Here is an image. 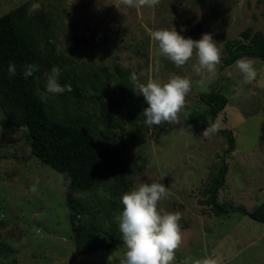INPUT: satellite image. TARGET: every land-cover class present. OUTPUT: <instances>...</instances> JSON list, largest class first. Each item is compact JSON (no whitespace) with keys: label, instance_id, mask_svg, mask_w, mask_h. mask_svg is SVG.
I'll return each instance as SVG.
<instances>
[{"label":"rangeland","instance_id":"obj_1","mask_svg":"<svg viewBox=\"0 0 264 264\" xmlns=\"http://www.w3.org/2000/svg\"><path fill=\"white\" fill-rule=\"evenodd\" d=\"M15 10L40 18L48 63L83 84L80 98L46 93L48 66L37 92L50 114L65 122L81 117L127 171L123 178L112 171L94 192H72L62 174L32 153L27 130L0 109V264H120L126 251L117 221L121 196L153 182L167 187L159 207L182 217L174 264H264V223L243 212L264 203V59L249 57L257 70L250 84L236 61L226 62L228 42L264 39V0H158L142 7L122 0H0V16ZM174 27L194 40L212 34L221 49L215 78L195 72V53L177 67L160 52L152 33ZM133 73L140 83H163L173 75L191 79L174 120L144 125L148 105ZM121 77L134 97L120 92ZM212 91L228 99L216 117L201 100ZM213 124L218 132L204 136ZM226 130L234 135L231 149ZM225 164L217 196L233 210L217 215L210 189ZM70 198L83 205L82 223L111 238L112 247L77 250Z\"/></svg>","mask_w":264,"mask_h":264},{"label":"trees","instance_id":"obj_2","mask_svg":"<svg viewBox=\"0 0 264 264\" xmlns=\"http://www.w3.org/2000/svg\"><path fill=\"white\" fill-rule=\"evenodd\" d=\"M39 22L41 20L37 15L20 14L19 10L0 16V109L15 127L27 130L32 153L62 174L72 192H94L112 171L118 172L120 178L125 177L126 165L118 155L101 143L95 128L89 129L83 125L81 117L74 122H65L50 114L49 107L37 92V86L45 69L56 66L48 63L45 57L43 44L39 40L44 29ZM227 47L228 64L241 57L264 59V39L257 36L252 44L230 41ZM10 64L16 66L15 76L8 73ZM31 64L38 65L39 70L34 76L25 79L23 71ZM118 71L120 74L124 72ZM59 81L63 85L72 86L70 91H65L66 94L83 97L84 87L80 78L60 72ZM126 82L121 77L120 92L123 96L134 97V91ZM201 100L209 106L212 117H216L228 102L225 95L215 91L202 95ZM225 134L231 149L235 143L233 132L226 130ZM227 170L225 164L210 189V204L217 215L228 214L233 210L229 205L220 203L217 196L219 188L225 182ZM69 204L73 223L72 238L78 251L95 252L114 245L111 238L82 223L83 205L72 198ZM243 212L264 223V203L252 212Z\"/></svg>","mask_w":264,"mask_h":264},{"label":"clouds","instance_id":"obj_3","mask_svg":"<svg viewBox=\"0 0 264 264\" xmlns=\"http://www.w3.org/2000/svg\"><path fill=\"white\" fill-rule=\"evenodd\" d=\"M122 2L127 7H142L155 4L158 0ZM152 38L158 42L160 52L177 67L184 66L195 53L198 58L197 64L193 65L195 72H207L209 79L216 77L217 65L221 62V49L211 33H204L200 39L194 40L185 38L174 27L171 30H156ZM235 64L243 74L245 83L250 84L256 79L257 70L251 58L241 57ZM38 70V65H27L23 76L28 79ZM8 73L10 76L16 75L15 64L9 65ZM59 78L60 68L53 67L47 77L46 93L63 94L71 90L70 85H61ZM131 79L148 105L142 112L143 123L147 127L174 120L192 87L190 78L179 75H173L163 83L157 80L140 83L135 73ZM218 130L219 126L213 124L203 131V135L209 136ZM166 195L167 187L161 182L141 183L122 194L123 209L117 221L126 251L120 264H174L175 250L182 240L179 223L182 217L179 212H166L159 207V202Z\"/></svg>","mask_w":264,"mask_h":264}]
</instances>
